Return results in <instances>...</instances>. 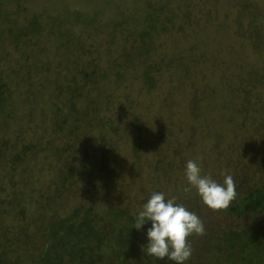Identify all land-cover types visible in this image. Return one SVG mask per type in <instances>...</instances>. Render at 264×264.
Returning a JSON list of instances; mask_svg holds the SVG:
<instances>
[{
  "label": "trees",
  "instance_id": "trees-1",
  "mask_svg": "<svg viewBox=\"0 0 264 264\" xmlns=\"http://www.w3.org/2000/svg\"><path fill=\"white\" fill-rule=\"evenodd\" d=\"M82 1L80 7L61 2L52 11L43 8L27 12L22 24L17 18L9 21L7 14L0 10V47L10 41L15 51L26 55L28 49L40 44L39 52L46 56L43 66L38 67L37 63H31L37 56L28 54L27 67L15 71L16 77L30 81L35 71V75L55 79L51 86L54 95L42 97L44 93L34 88L23 92L21 84L11 83L10 77L0 71V264H153L152 258L141 250L146 244L145 231L150 222L140 231L133 229L135 213L153 192H162L166 198L175 197L177 203L194 212V205L201 201L194 189L184 191L187 187L184 166L189 160L185 155L187 147L191 149L194 146L191 139L198 132L204 133L208 126H214L216 130L210 134L216 135L214 139L219 141L220 126L231 120L219 113L217 104L210 103L213 92L200 93L195 89L187 118L179 123L184 138L190 136L185 147L177 139L173 153L167 148L169 151H164L167 154L161 153L152 164L148 156L154 149L157 152L158 139L148 140L146 123L137 117H132V132L126 129L119 136L121 115L118 126L110 120L119 114L113 112L118 105L114 99H119L121 93L116 91L125 82L142 85L147 94L160 90L162 64L153 62L154 42L169 29H182L175 26L180 8L174 5H186L188 0H136L130 8L115 5L118 0ZM2 3L0 0V6ZM196 17L188 10L182 15V24L194 23ZM55 19L58 21L53 23ZM261 31L256 29L252 36L253 44L257 45L254 49H261ZM97 42L106 45L108 51L116 48V56L107 54V66L101 65L102 58L97 54L93 59ZM121 46L125 51L119 52ZM128 46L131 50H127ZM194 57V64L204 60L199 54ZM138 62L144 64L142 71L126 77L128 72H137ZM261 66L253 65L248 72L253 91L258 86L264 90V60ZM185 68L180 88L184 79L190 77L189 69L184 71ZM111 84L116 90L107 91L106 86ZM42 85L41 91L49 90L48 85ZM239 93L250 94L249 90L229 86L230 98H236ZM20 104L29 107L33 114H40L45 124V131L40 129L41 136L32 138L21 129L10 136ZM208 113L215 118L211 125L205 116ZM241 124L235 128H242ZM37 130L34 129V134ZM120 142L127 143L129 155L125 160L121 158L124 162L133 160L130 166L121 165L117 159L124 145ZM192 152L198 155L201 149L195 148ZM171 156L178 160L175 166L170 165ZM38 160L42 161L38 163ZM31 164L38 168L46 166L51 171L44 189L25 190L26 179L19 177L18 170L22 168L25 172ZM212 169L210 173H220L219 169ZM237 175V178L232 176L236 196L227 209L211 210L205 205L202 208L236 220L252 218L253 225L219 229L211 226L201 236L188 237L192 255L187 264H264V223L259 220L264 215V172L260 182H252L247 175L243 179ZM161 181L167 186L150 193L139 190L145 194L143 199L135 196L141 184ZM109 184L116 187V196L110 200L108 190L100 191V187ZM168 191H172L171 196Z\"/></svg>",
  "mask_w": 264,
  "mask_h": 264
},
{
  "label": "rangeland",
  "instance_id": "rangeland-1",
  "mask_svg": "<svg viewBox=\"0 0 264 264\" xmlns=\"http://www.w3.org/2000/svg\"><path fill=\"white\" fill-rule=\"evenodd\" d=\"M2 1L0 10L7 14L9 21L17 18L20 24L25 22L24 18L28 15L27 12L34 13L43 8L52 11L61 2L70 6L76 5L77 7L83 4L82 0H60L61 2H56L55 0ZM134 1L136 0H118L114 4L130 8L134 4ZM174 7L180 8V10H177L179 18L175 20V26L177 28L179 25L182 29L179 31L169 29L168 32L161 34L154 42L155 51L152 54L153 62L162 64V76L159 80L163 83L162 87L153 94H147V90L140 84L123 83L121 89L116 91L121 93L119 99H114V103L118 105L115 106L116 108L113 112L119 114L117 117L110 118V120L118 126V119L121 115L119 136H122V133H125L126 129L132 132L134 122L132 117H137L141 122L144 121L146 123L145 135L148 137V140L154 142V140L158 139L157 152L154 149L151 156H148V160L154 164L159 159L161 153L167 154L164 152L168 150L167 148L172 150L169 153H173L177 139H180V142L185 147L187 137L189 138L190 136L187 135L184 138L185 135L180 133L179 123L187 118V110L191 108L189 104L191 93L197 88L200 93L204 91L206 93L213 92L214 97H211L213 100L211 99L210 103L217 104V108L220 110L219 113L222 116L228 115L231 118L230 123L229 121L223 122L224 124L220 126V132H217L220 136L219 141L214 139L216 135L210 134V131L216 130L214 126H208L204 130V133L198 132L196 137L191 139V143L194 146L191 149L187 147L189 150L185 155L189 156V159L198 160L202 174L208 175L209 173L211 178L217 183H222L224 174L230 173H233L232 176L234 178H237V174L239 173V178L243 179V176L247 175V178L252 179V182H260L262 179L260 175L264 172V90L258 86V89L253 91L252 82L249 81L251 79L249 73L252 71L253 65L262 68L261 64L264 60V0H188L186 5L179 3L178 5H174ZM188 10L196 14L197 20H194V23L191 22V24L187 23L188 25H183L184 20L181 18ZM57 21L55 19L53 23ZM7 24L10 26L8 21ZM256 29L262 30L260 32L263 37L262 45L259 46L261 49H254L253 47L256 44H253L252 36ZM43 42L46 43V41ZM40 46V44L33 46L28 49L29 51L26 52V55H23L21 52L14 50L10 41L9 43L8 41L7 43L5 42V45L2 48L0 47V71L4 76L10 77L11 83L15 84L16 82L21 84V87L24 89L23 92H30L34 88L38 92L44 93V95H41L42 97H47L50 94L54 95L51 88L55 83L54 78L50 76L49 80L48 77L44 78L43 74L35 75L34 71V74L32 72L33 80L27 81L25 80L27 79L26 77L25 79H19L15 74V71L18 69H25L27 67L25 61L28 59L25 58L28 54L37 56L31 63H37L38 67L41 64L43 66L46 56L42 55V51L39 52ZM123 47L121 46L119 52L125 51ZM130 48L132 47L128 46L127 50ZM95 49L93 59L97 54L102 58L101 65L103 66H107L108 53L113 56H116L117 53L116 48H111L108 51L106 45L99 42L96 43ZM197 54L202 55L204 60L202 63L198 62L194 64L193 59H195L194 56ZM178 59H181V62L184 63L186 67L184 71L189 69L190 75L188 79H184L181 88L179 86L183 82L182 71L184 66L179 65L181 62L177 61ZM138 64L136 67L137 72H128L126 77L137 75V73L142 71L144 64H140L139 62ZM69 68L70 70L72 69V67ZM196 75L198 77L195 78L194 76ZM112 80L114 81L115 79L112 78ZM33 82L35 83L33 84ZM194 82L197 83L196 86H194ZM42 84L48 85L49 90L41 91L40 85ZM230 85L236 86L242 91L243 89L249 90L250 94L241 95L239 93L236 98H230L228 95ZM100 87L105 88L104 84H100ZM106 89L107 91L110 89L116 90L115 85L112 84L106 86ZM12 90L15 91L14 87ZM247 99L250 102L243 103V100L245 102ZM21 100L18 102L20 103ZM112 100H110V103ZM16 111V122L13 125L14 128L11 130L10 136H15L20 129L26 130L29 133L28 136L32 138L42 135L41 132L45 131V124L41 122L39 113L33 114L32 110L23 104H20ZM205 116L206 119L208 118V123L214 117L209 113ZM242 121L243 124H241ZM237 124L242 125V128L239 126V129L242 131L235 128ZM35 128L38 129L36 131L37 134L33 132ZM224 128H229L230 130H224ZM228 131L235 132L233 135L230 133L226 134ZM177 136L180 137L177 138ZM244 140L245 142L243 143ZM120 143L124 145L121 147V152L117 159L120 160L119 163L121 165L130 166L133 160L130 159L125 162L122 160V158L125 160L129 155L127 143ZM195 148L201 149L198 155H194L195 152H192ZM172 156L171 159L169 158L170 165L175 166L178 160L177 158H172ZM41 161L38 160L37 162L40 163ZM212 168L219 169L220 173H210L213 170ZM258 169L262 172L258 173ZM22 170V168L19 169L18 173L21 179H26L25 182L28 187L25 190L44 189L46 187L47 179L51 172L48 167L41 166L38 168V165L31 164L26 171L24 170L25 172ZM175 174L177 173L174 172V176H176ZM158 180L160 181L162 178ZM151 183L138 186L135 190V196L143 199L145 194L143 195L139 190L150 193L158 188L167 186L164 181L160 183L156 182L155 184ZM184 183L182 184L184 185ZM177 185L179 186V183ZM108 186L100 187V191L105 192L108 190L107 197L110 200L116 196V187L113 184H109ZM168 192H170L169 196H171L172 191ZM202 205L200 202L196 203L194 205V212L204 224V233L211 226L219 229L228 226L251 227L253 225L252 218L236 220L219 211H216L214 215L206 207H204L205 209L202 208ZM259 218L260 222L264 223V215H261ZM193 257V259L196 258L195 256Z\"/></svg>",
  "mask_w": 264,
  "mask_h": 264
},
{
  "label": "clouds",
  "instance_id": "clouds-1",
  "mask_svg": "<svg viewBox=\"0 0 264 264\" xmlns=\"http://www.w3.org/2000/svg\"><path fill=\"white\" fill-rule=\"evenodd\" d=\"M185 192L195 190L201 203L211 210L227 209L236 196L230 174H224L222 183L210 175L202 174L198 160L189 159L184 166ZM150 222L145 231L146 244L141 250L145 256L169 264H187L192 248L190 236L204 234V224L195 212L189 211L175 197L166 198L162 192H153L142 203L134 216L133 229L140 231Z\"/></svg>",
  "mask_w": 264,
  "mask_h": 264
}]
</instances>
